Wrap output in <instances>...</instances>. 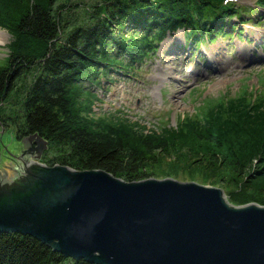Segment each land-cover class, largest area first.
<instances>
[{
    "label": "trees",
    "instance_id": "trees-1",
    "mask_svg": "<svg viewBox=\"0 0 264 264\" xmlns=\"http://www.w3.org/2000/svg\"><path fill=\"white\" fill-rule=\"evenodd\" d=\"M69 1L26 0L10 22L8 55L0 68V126L11 120L18 139L33 133L46 139L49 165L104 169L133 181L156 175L153 168L163 153L188 160L196 154L205 169L250 173L264 193V93L255 87L208 96L201 110L154 129L95 111L99 95L94 87L103 77L128 72L155 54L179 26L193 48L222 35L240 36L249 16L245 5L234 0H101L77 12ZM1 3L12 6L19 0ZM257 6L264 8V0ZM26 75L31 80L20 109L5 113L4 102ZM230 199L248 201L238 194ZM0 264L95 263L65 256L30 234L0 231Z\"/></svg>",
    "mask_w": 264,
    "mask_h": 264
},
{
    "label": "water",
    "instance_id": "water-1",
    "mask_svg": "<svg viewBox=\"0 0 264 264\" xmlns=\"http://www.w3.org/2000/svg\"><path fill=\"white\" fill-rule=\"evenodd\" d=\"M22 142L18 155L0 148V231L95 264H264V204L231 202L195 180L49 165L46 139Z\"/></svg>",
    "mask_w": 264,
    "mask_h": 264
},
{
    "label": "rangeland",
    "instance_id": "rangeland-1",
    "mask_svg": "<svg viewBox=\"0 0 264 264\" xmlns=\"http://www.w3.org/2000/svg\"><path fill=\"white\" fill-rule=\"evenodd\" d=\"M25 1L6 6L0 0V68L6 63L7 43L11 39L7 28ZM98 1L101 0H70L68 3L71 10L75 8L80 12ZM236 1L249 12L241 25L240 36L222 35L193 48L185 40L184 28L177 27L167 34L155 54L136 63L128 72L114 71L108 78L101 79L100 87H94L99 95L95 106L97 114L128 117L154 129L160 128L166 120L177 124L186 113L201 110L208 96L216 98L225 92L231 95L254 87L264 93V8L257 6L258 0ZM30 80V75L20 80L17 89L4 102L5 113L20 109L18 102ZM19 143L22 141L16 135L14 122L9 120L0 126V148H19ZM46 149L49 152L48 146ZM160 157L153 168L154 177L195 180L221 187L231 202L234 201L230 197L238 194L247 198V202L264 204V193L260 185L252 183L250 173L244 177L222 168L205 169L196 160V154H191L189 160L167 153Z\"/></svg>",
    "mask_w": 264,
    "mask_h": 264
},
{
    "label": "flooded vegetation",
    "instance_id": "flooded-vegetation-1",
    "mask_svg": "<svg viewBox=\"0 0 264 264\" xmlns=\"http://www.w3.org/2000/svg\"><path fill=\"white\" fill-rule=\"evenodd\" d=\"M21 141H22V139H21ZM26 143L29 145V142H26ZM26 147H27V146L24 145V143L22 142V143L19 145L18 151H17L16 153H14V154L18 155L19 152H21L22 150H25ZM36 153H37L36 151H33L32 153H30V152L27 151V152H25V154H24L23 156L26 157V158H31V157H33V155H35ZM44 156H45V150H43L40 159H41V160H45V159H44ZM11 159H13L12 156L10 157V161H8V162H11Z\"/></svg>",
    "mask_w": 264,
    "mask_h": 264
}]
</instances>
